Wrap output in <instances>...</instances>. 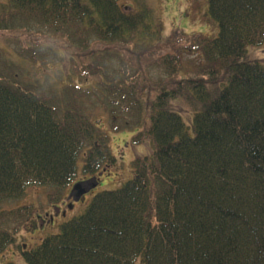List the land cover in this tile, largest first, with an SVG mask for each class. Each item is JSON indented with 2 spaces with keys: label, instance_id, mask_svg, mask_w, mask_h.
<instances>
[{
  "label": "trees",
  "instance_id": "obj_1",
  "mask_svg": "<svg viewBox=\"0 0 264 264\" xmlns=\"http://www.w3.org/2000/svg\"><path fill=\"white\" fill-rule=\"evenodd\" d=\"M119 4L10 0L16 18L37 29L78 33L66 45L70 64L59 66V90L26 81L14 54L0 52V257L35 212L12 202L35 187L59 196L78 180L80 162L87 175L116 164L98 119L103 108L115 131L135 129L133 143L150 141L153 152L58 234L20 249L28 264H264V60L250 51L264 47V0H209L202 17L218 33L187 37L164 36L151 14ZM57 34L31 39L33 67L58 65L53 51L41 53L60 45ZM129 47L137 52L125 62ZM183 53L200 57L201 73L183 66ZM117 57L123 67L110 68ZM156 66L155 81L146 73Z\"/></svg>",
  "mask_w": 264,
  "mask_h": 264
},
{
  "label": "rangeland",
  "instance_id": "obj_2",
  "mask_svg": "<svg viewBox=\"0 0 264 264\" xmlns=\"http://www.w3.org/2000/svg\"><path fill=\"white\" fill-rule=\"evenodd\" d=\"M208 1L209 0H121L124 5L128 4L134 6L136 12L145 10L143 12H148L151 14L154 27L164 36H168L174 32H180L185 37H187V35L195 34L215 36L218 33V26L206 23L202 17L207 12ZM12 18H14V20L11 23ZM75 33L78 32H69L67 35L70 36L68 37L54 33L52 27L50 26H42L40 29H37L34 21L24 20L23 22L16 18L13 6H10V0H0V52H3V54L6 56L4 59L6 60H9V53L12 52V54H14V57L11 58L12 61L10 62L14 64L13 66L15 69L18 68L19 72L20 70L21 72H24V76L22 77H24L26 81H36L33 78H28L34 76L35 78L39 79L42 84H45L46 86L48 84L47 87L59 90L61 88L62 82L60 81V77L56 78V75L58 74V76H60L59 66L64 64V67H66V64H70L69 60L71 59L69 58L70 55L66 48L74 46V42H70V40L75 37ZM56 34L62 40L60 45L55 47L48 43L44 47H41V53L45 55L46 53L53 51L58 65L52 64L48 68L44 69L45 71L41 70V66H38V68L33 67V63H29V61L32 62L30 51L36 41H31V39L34 38L35 40L41 41L46 37H56ZM68 42L69 44L67 45ZM92 45L94 48L105 47L103 43H99L98 41L93 42ZM130 45L133 46V43H130ZM180 45L185 46L183 43ZM129 48L130 51L128 54L120 56L125 62L128 61V59L134 57L131 56L133 51L137 52V49L134 47ZM23 49L30 50L22 52ZM250 51L255 58L264 60V47L259 49L251 47ZM187 54L183 53V66L188 71H196L194 73L198 74L201 73L202 71L199 69V63L201 62L200 57H196L194 59L195 55ZM17 56H26L28 61L20 60ZM106 64L113 69H115V67L119 68V64L121 68L123 67L119 57L107 62ZM102 66L106 69L104 64H102ZM70 68H76V65ZM160 70H158L156 66L155 68L148 70L149 72L146 74L151 75V77L156 81L162 76L160 74ZM46 77L49 80H46ZM184 77H188L186 72L180 73L178 79ZM73 78H75L77 82L79 81L78 76L73 75ZM167 80L168 82L171 81V77ZM187 109L188 105L184 106V110ZM176 111L183 116L185 122L188 125L192 124V120L189 119L182 110L176 108ZM97 113L99 123L102 125H100L101 128L106 130L112 138V152L117 156L118 162L109 168L108 172L104 174V176L100 177V186L88 193L85 199L81 201L69 202L66 200V197L69 195L71 189L70 191L66 189L59 196H56L55 191L51 189V187H47L45 189L42 187H35L28 191L27 196L21 202H12V204H10L11 207H16L18 205L35 206V212L29 218L30 220L27 222V224L38 220V216H42L43 218L46 212L48 215L50 213L55 214L54 209L56 207L60 208V212L59 215L56 216L55 220L48 221L45 227H40L35 231H33L32 228L26 230L22 228V230H20L17 235V242L13 245H10L6 249L4 256L0 257V264H28L22 256L20 249L36 248L45 238L54 234H58L61 231V225L84 213L92 199L97 194L103 191L116 190L123 186L125 182H127V180L133 176V161L136 158L142 155L151 154L153 152V145L150 141L144 144H133L132 138L138 133L135 129H126L116 132L110 126L111 119L104 109L98 108ZM116 133H120L121 135L116 137L114 136ZM88 177L89 176L83 172L82 164L80 162L78 180H85ZM46 219L50 220V217H46ZM18 245L20 247H18ZM135 264H142L141 259L136 258Z\"/></svg>",
  "mask_w": 264,
  "mask_h": 264
},
{
  "label": "water",
  "instance_id": "obj_3",
  "mask_svg": "<svg viewBox=\"0 0 264 264\" xmlns=\"http://www.w3.org/2000/svg\"><path fill=\"white\" fill-rule=\"evenodd\" d=\"M100 184L98 177H92L90 179L77 182L70 192L68 197L69 200L81 201L84 199L85 195L90 193L92 190L97 188Z\"/></svg>",
  "mask_w": 264,
  "mask_h": 264
},
{
  "label": "flooded vegetation",
  "instance_id": "obj_4",
  "mask_svg": "<svg viewBox=\"0 0 264 264\" xmlns=\"http://www.w3.org/2000/svg\"><path fill=\"white\" fill-rule=\"evenodd\" d=\"M51 215H52L51 213H50L49 215L47 214V217H48V216H49V217H52ZM44 220H45V219H44ZM52 220H53V219H52ZM28 229H29V227H28Z\"/></svg>",
  "mask_w": 264,
  "mask_h": 264
}]
</instances>
